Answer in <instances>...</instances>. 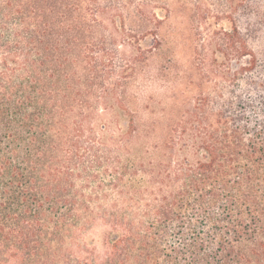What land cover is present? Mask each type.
Returning <instances> with one entry per match:
<instances>
[{
  "label": "trees",
  "instance_id": "16d2710c",
  "mask_svg": "<svg viewBox=\"0 0 264 264\" xmlns=\"http://www.w3.org/2000/svg\"><path fill=\"white\" fill-rule=\"evenodd\" d=\"M103 1L0 0V264H264V61L210 32L199 95L140 129Z\"/></svg>",
  "mask_w": 264,
  "mask_h": 264
},
{
  "label": "rangeland",
  "instance_id": "374dc122",
  "mask_svg": "<svg viewBox=\"0 0 264 264\" xmlns=\"http://www.w3.org/2000/svg\"><path fill=\"white\" fill-rule=\"evenodd\" d=\"M108 2L115 0L103 1ZM123 4L125 7L107 16L117 23L124 18V33L111 34L112 24L104 18L105 27H99L96 35L114 42L111 47L117 53V64H125L130 56L138 59L135 70L126 69L122 93L140 129L166 124L163 116L189 107L199 95L195 52L200 38L210 32L230 29L234 22L264 61V0H123ZM119 34L132 44L119 41ZM127 125L122 119L114 128L126 130ZM100 233L97 228L88 237L99 240Z\"/></svg>",
  "mask_w": 264,
  "mask_h": 264
}]
</instances>
